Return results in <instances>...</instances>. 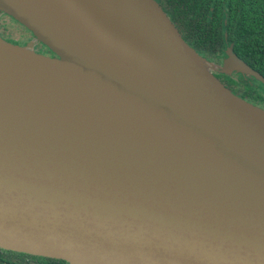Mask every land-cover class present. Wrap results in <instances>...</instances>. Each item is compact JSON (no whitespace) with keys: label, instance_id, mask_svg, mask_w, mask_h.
<instances>
[{"label":"water","instance_id":"obj_1","mask_svg":"<svg viewBox=\"0 0 264 264\" xmlns=\"http://www.w3.org/2000/svg\"><path fill=\"white\" fill-rule=\"evenodd\" d=\"M0 248L69 264H264V108L156 0H1Z\"/></svg>","mask_w":264,"mask_h":264},{"label":"trees","instance_id":"obj_2","mask_svg":"<svg viewBox=\"0 0 264 264\" xmlns=\"http://www.w3.org/2000/svg\"><path fill=\"white\" fill-rule=\"evenodd\" d=\"M156 1L184 40L201 56L221 64L225 49L232 46L235 55L264 79V0ZM213 74L239 96L256 105L264 102V93L247 82L241 73L214 71ZM0 264L69 263L0 248Z\"/></svg>","mask_w":264,"mask_h":264},{"label":"flooded vegetation","instance_id":"obj_3","mask_svg":"<svg viewBox=\"0 0 264 264\" xmlns=\"http://www.w3.org/2000/svg\"><path fill=\"white\" fill-rule=\"evenodd\" d=\"M1 5H3V1L0 0V15H1L0 16V30H4V33H5V36H6V37L4 36L3 39H5L6 41L11 42L13 44L25 45L27 42L24 43L23 41L14 40V39L11 38V31L9 29L10 27H8L7 24L4 23V22L6 21L7 18H9L12 22L18 23L19 25H21L22 23L19 22L17 19H15L11 14H9L5 10H3V6H1ZM21 26L24 27L25 31L27 32V34H26L25 37L29 40V45H32V48L36 52H39L40 49H41V51L39 53H42V54H45L46 53V55H50L51 54L50 56H53L54 55L53 52L46 45H44L39 40L37 41V37H35V35H32L34 33L29 28H27L23 24ZM29 34H31L32 37H34V38L28 37L27 35H29ZM48 53H50V54H48ZM223 55H224V53H223ZM233 93H235V92H233ZM235 94H237V93H235ZM244 99H246V98H244ZM247 101H249V100H247ZM249 102H251V101H249ZM251 103H253V102H251ZM262 104H264L263 101H262Z\"/></svg>","mask_w":264,"mask_h":264},{"label":"rangeland","instance_id":"obj_4","mask_svg":"<svg viewBox=\"0 0 264 264\" xmlns=\"http://www.w3.org/2000/svg\"><path fill=\"white\" fill-rule=\"evenodd\" d=\"M1 16V15H0ZM20 22V21H19ZM7 24L8 27H10V31H11V38L14 39V40H18V41H23L24 43H26L27 45H29V40L25 37L27 32L25 31L24 27H22L21 25H19L18 23H14L12 22L9 18L6 19V21L4 22ZM24 25V24H23ZM34 35V34H32ZM31 34L27 35L28 37H32ZM5 36V33H4V30H0V38H4ZM6 37V36H5ZM36 37V36H35ZM34 38V37H32ZM5 40V39H4ZM25 44V45H26ZM38 50V49H37ZM41 51V49H40ZM39 51V52H40ZM50 54V53H48ZM55 56L56 54L53 53ZM46 55V53H45ZM51 55V54H50ZM241 76H243L247 82L251 83L252 85H254V87L258 90H260L262 93H264V82H262L259 78H257L256 76H254L251 72L249 71H245V72H241ZM220 79L222 81H224L225 78H221ZM226 83V82H225ZM250 84V85H251ZM261 105L260 107L264 108V104H259Z\"/></svg>","mask_w":264,"mask_h":264},{"label":"bare ground","instance_id":"obj_5","mask_svg":"<svg viewBox=\"0 0 264 264\" xmlns=\"http://www.w3.org/2000/svg\"><path fill=\"white\" fill-rule=\"evenodd\" d=\"M29 4V8L32 11H37L38 8H44L39 2H37L36 0H30L27 2Z\"/></svg>","mask_w":264,"mask_h":264}]
</instances>
